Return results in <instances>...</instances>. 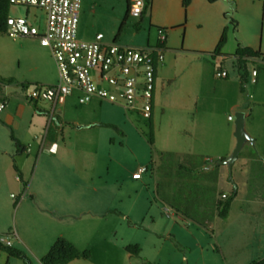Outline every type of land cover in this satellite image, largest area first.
<instances>
[{
    "label": "rangeland",
    "instance_id": "rangeland-1",
    "mask_svg": "<svg viewBox=\"0 0 264 264\" xmlns=\"http://www.w3.org/2000/svg\"><path fill=\"white\" fill-rule=\"evenodd\" d=\"M161 15L160 11H155V17L158 20ZM9 16L26 18L29 24L35 25L38 29L44 23L43 12L35 8L12 5ZM173 16L170 24L172 26L166 28L161 26L149 28L146 25V19L144 23V21L138 22L139 18L128 17L117 38L118 43L123 46L136 47L142 41L146 42L147 29H149V41L155 45L158 40L157 28H161L165 31L167 43L173 49H177L176 59L173 69L163 73L164 79L158 87L162 111L156 118L155 124H151L140 116L139 101L129 111L110 107L121 116H116L115 119H119L118 124H115L112 129H102L96 135V151L101 159L102 170V205L98 209L104 216L109 212L115 214V217L128 215L132 221L120 220L112 230V241L119 247L116 253L105 252V243L90 242L86 250L89 251L91 258L87 261L79 259L81 261L78 260V263L71 264H186L182 259L183 256L187 257L188 264H228L227 259L231 257L229 254L233 248H239L245 239V235L239 234L236 237L232 236L231 241L224 240L223 245L219 244L221 243L219 237L217 238L211 231V222L213 220L220 222L221 219L213 216L214 211L209 204L211 193L205 191L207 190L205 188L210 186V182L207 184L202 180L206 176L205 173H201L200 176L198 173L193 174L195 181H193L194 189L192 190L197 189V192H185L187 199L200 196L204 198H199L204 200L205 205L201 208L204 209V213L194 215L204 223V226L188 221L183 218L184 216L177 214L172 215L175 227L169 237L164 234L165 229L161 232L158 230V234H153L140 228L143 227L142 223L149 222L150 218L157 213L163 218H168L163 212L165 204L156 194L160 195L161 192L155 191L154 186L156 179L158 183L164 180L161 170L158 171L156 167L161 164L160 156L167 154L165 149L184 151L191 149V141L193 140L194 144L195 138L206 141L211 137L222 141L229 135L235 143L234 112L230 108L231 101L240 98L245 107L249 105L251 109L250 94L253 85L246 82L245 93L238 91L235 79L230 80L236 77V73L230 69V59H233L237 43L264 53V0H216L213 3L206 0H191L185 10L180 3L175 6L173 4ZM121 20L122 18L114 19L107 16L95 17L94 21L81 18L78 31L79 34L99 31L105 36V42H111L115 39ZM232 22L236 24V28L233 27ZM223 30H225L226 41L222 52L227 60L223 66L230 70L229 78L227 80L217 78L215 74L217 67L214 72H191L198 55L193 52H181L180 49L211 53ZM79 38L86 40L80 35ZM171 59H168L169 63ZM245 68L248 77L253 68L257 72L264 71V64L261 61L252 60L246 62ZM228 116L232 118L231 121H228ZM256 119L254 110L245 119V130L249 135L250 125ZM150 128H153L152 145L149 143ZM219 148L216 145L201 149L200 151L204 154L203 156L195 155L196 163L202 162L206 167L216 164L219 158H215V153ZM248 151L253 155L258 152L256 147L253 148L246 143L240 151V156ZM171 156L163 160L167 165L165 168L172 166L171 169H173L170 176L166 177L168 180L174 179L173 171L177 163L181 164L185 161L184 157L186 158V155L176 153ZM261 164L264 165V159L261 160ZM239 165V161H236L231 168L219 165L216 171L219 176L218 182L216 185L211 184L215 186L217 193L222 192L226 196L234 188L236 189L238 195L232 207V214L235 215L240 213L241 208L251 206L248 205L251 198H264V172L259 171L256 166L239 171ZM142 167L148 168L142 176L143 181L140 178L132 181L133 172L136 173ZM212 176L213 174L210 173L209 177ZM234 178L237 180L234 181ZM201 186L205 191L203 193L198 190ZM10 194L14 195L15 199H10ZM18 194L19 192L10 182L0 186V240L2 241L12 242L14 231L17 230L19 233L22 231V221L18 214L15 215L13 204H9V200L15 202ZM245 199L248 201L245 202ZM255 207H257L256 204ZM204 217L209 223L204 221ZM107 220L109 221V218ZM132 223H135V226ZM177 238L189 246V252L180 248ZM130 245L139 247L140 252L137 257H129L125 254L123 248ZM159 250L161 252H158ZM23 255L27 258L25 252ZM25 263L32 264L28 258ZM0 264H7L5 253H0Z\"/></svg>",
    "mask_w": 264,
    "mask_h": 264
},
{
    "label": "crops",
    "instance_id": "crops-1",
    "mask_svg": "<svg viewBox=\"0 0 264 264\" xmlns=\"http://www.w3.org/2000/svg\"><path fill=\"white\" fill-rule=\"evenodd\" d=\"M178 3L185 10L190 5L191 0H188L186 7L183 6V0H150L138 22L144 21L145 23L146 19V25L149 28L172 26L170 24L174 17L173 4L175 6ZM127 8V0H81L77 38L80 39V35L86 38L85 41H89L96 34H102L99 31L79 34L78 25L81 18H87L90 21H94L95 17L98 16L123 19ZM155 11L162 13L159 20L155 17ZM43 25L44 23L39 27V32L43 31ZM144 30H146L145 27ZM149 36L150 30L147 29L146 42L142 41L135 48L155 46L156 44L150 43ZM104 37L103 35V41ZM113 41L118 42V39ZM180 51L193 52L198 55L195 62L193 61L194 68L191 72H214L217 67V70L227 72V77L224 80L229 78L230 70L223 66L227 60L222 49L218 56H212L214 50L211 53L202 50L188 51V49H180ZM176 54L177 49H173L167 43L166 37L164 59L156 66L154 74L151 116L148 120L151 124H155L156 118L162 111L158 87L164 79L163 73L173 69ZM169 58H172L171 63L168 61ZM252 60H258L264 64L261 59H247L246 62ZM230 69L236 73V77H232L230 80L235 79L237 89L240 92L239 75L234 56L233 59H230ZM0 78L13 80L11 84L0 85V101L5 102V107L0 112V186L10 182L19 192L15 202H12L13 198L10 194L12 200H9V204H13L15 215L18 214L22 221V231L20 233L17 230L14 231L9 247L22 253L25 252L32 264H41V257L45 255L58 237L67 239L80 251L86 250L87 244L92 242L93 244L105 243V252L113 253L114 251L116 253L119 247L112 241V230L119 224L120 220L131 222L132 219L128 215L115 217V214L113 215L111 212L105 216L99 213L98 208L102 205V170L101 159L96 151V135L102 129H112L115 124H118L119 119L115 118L120 113L112 111L110 107L120 109L121 107L97 99L80 105L76 100L77 95L72 94L58 100L54 105L53 114L50 116L52 109L50 104H34L28 101L24 86L54 84L58 79L56 66L49 49L41 46L37 38L12 39L6 34H0ZM252 85L251 109H249V105L245 107L240 98L233 99L230 108L234 114L236 112L244 113L245 119L254 110L255 119H257L250 125L249 133L254 139L258 152L253 155L252 152L248 151L242 156L239 152L236 161L240 162L239 171L256 166L259 171L264 172V165L261 164V160L264 159V71L257 72L256 83ZM228 121L231 120L228 119ZM10 135L20 144L21 149L19 151L10 139ZM207 140L195 138L194 144L193 140L191 141V149L184 151L165 149V152L186 156H203L204 153L200 151L201 149L218 145L220 148L215 153V158L223 160L230 155L235 145L230 135L222 141L211 137ZM51 146H54L53 150L48 152L47 150ZM27 148H29V152L25 151ZM143 174L139 177L141 181H143ZM218 178L217 175L216 183ZM138 179L132 178V181ZM236 180L234 178V181ZM157 183L158 180L156 179L155 188ZM237 195L230 205L227 219H221L220 222L213 220L211 231L217 238L219 237V242L221 241L219 244L223 245L225 244L224 240L231 241L232 236L245 235V239L239 248L234 247L229 254L231 257L227 260L228 264H250L264 258V208L258 207H264V198H251L250 203H248L251 206L241 208L240 213L235 215L232 214V207ZM246 201L248 199H245ZM174 213V211L165 213L168 218H163L157 213L150 218L149 222L142 223L143 227L140 228L148 233L153 232V234L159 232L158 230L161 232L165 229L166 231L163 232L169 237L175 227V220L172 219V215L176 216L177 213ZM132 224L135 226V223ZM177 240L180 248L189 252V246L181 239L177 238ZM0 253L5 252L0 251ZM125 254L129 257L138 256H132L127 252ZM182 259L188 264L187 257L183 256ZM78 260L69 264L78 263ZM7 264L24 263L7 255Z\"/></svg>",
    "mask_w": 264,
    "mask_h": 264
},
{
    "label": "built area",
    "instance_id": "built-area-1",
    "mask_svg": "<svg viewBox=\"0 0 264 264\" xmlns=\"http://www.w3.org/2000/svg\"><path fill=\"white\" fill-rule=\"evenodd\" d=\"M81 0H8L9 4L35 8L43 12V31L29 24L26 18L8 16L5 34L12 39L37 38L40 45L49 49L54 60L58 79L54 84L24 86L26 99L34 104L49 103L50 116L56 102L76 94L78 104L84 105L97 99L129 111L140 102L139 114L149 120L152 108L154 74L164 59L165 31L157 28V43L153 47L123 46L117 41L105 42L102 34L92 40L77 38V23ZM128 17L138 19L146 0H127ZM217 78L227 77L225 70H216ZM256 69H251L247 82L255 84ZM5 102L0 101V112ZM232 120L231 117H228ZM54 146L47 151L51 152ZM29 152V148L25 150ZM145 172L140 168L133 174L137 179ZM11 198H15L11 195ZM168 214L171 209L163 208ZM0 243L6 247L9 241Z\"/></svg>",
    "mask_w": 264,
    "mask_h": 264
},
{
    "label": "trees",
    "instance_id": "trees-1",
    "mask_svg": "<svg viewBox=\"0 0 264 264\" xmlns=\"http://www.w3.org/2000/svg\"><path fill=\"white\" fill-rule=\"evenodd\" d=\"M150 0H146V5L149 4ZM209 3H213L216 0H207ZM188 4V0H183V6L186 7ZM11 5L9 4L8 0H0V34H5L6 31V20L9 16V10ZM128 18V8L127 11L121 20L120 26L118 28L117 34L115 36V39L119 37V34L126 23ZM233 27L236 28V24L233 23ZM226 41V35L225 30L220 35V38L217 42V45L212 52V56H218L221 53V49L224 46ZM233 56L235 57L236 61V68L238 70L239 75V82H240V92L242 94L245 93L244 86L247 82V72L245 68L246 60L247 59H261L264 61V53H261L257 50H253L250 47H244L240 44H237L236 49L234 51ZM13 83L12 79H1L0 78V85L1 84H11ZM10 139L14 142L16 148L18 151L21 149L20 144L14 139L12 135H10ZM149 143L152 145V128L149 130ZM172 154H162L159 158L160 165L157 167V170H161V175L164 177V180L157 183L156 191L160 190V195L157 193V196L160 197L161 201L167 205L171 210H173L175 213L180 214L184 216L185 218L193 221L194 223L204 226V223L200 222L197 218L194 217V215H199L200 213H204V209H201L202 206L205 205L204 200H200V197H196L195 199H187V196H185V192L192 193L193 187V181H195V178L193 177V174L198 173L200 176L201 173H205L206 175L204 178H202L203 181H205L207 184L210 182V186L206 187L205 191H208L211 193L210 196V206L213 208L214 214L213 216L218 217L219 219L225 220L228 216L230 205L236 196V189L234 188L232 192L225 196L221 193L216 192L215 186H211V184H215L217 181V169L219 165H216L215 163L211 165V167H206L203 165V163H196L195 156H186L184 157L185 161H183L181 164L177 163V166L175 167L173 171V177L174 179L168 180L166 177H169L170 172L173 170L171 169L172 166H168L165 168V162L163 161L164 158L172 157ZM195 161V162H193ZM212 168V169H209ZM167 169V170H166ZM148 170V168H145V171ZM210 173L213 174L212 177H209ZM19 175V174H18ZM208 176V177H207ZM19 177V176H18ZM20 179V177H19ZM192 186V187H191ZM196 188V187H195ZM199 188V187H198ZM200 192H205L203 187L201 186L198 189ZM197 192V191H196ZM187 195V194H186ZM204 199V198H201ZM199 209V210H198ZM203 215V214H202ZM204 221H208V219H205ZM125 252L129 253L132 256H137L139 253V247L137 245H130L123 248ZM0 251L5 252L8 257L15 258L18 260H21L24 264L25 261H27V258L23 255L22 252L6 247L0 243ZM90 253L87 250L80 251L78 250L71 242H69L67 239L63 237H58L53 244L50 246L48 251L43 255L40 259L41 264H69L70 262L78 259H89ZM250 264H264V258L253 261Z\"/></svg>",
    "mask_w": 264,
    "mask_h": 264
},
{
    "label": "water",
    "instance_id": "water-1",
    "mask_svg": "<svg viewBox=\"0 0 264 264\" xmlns=\"http://www.w3.org/2000/svg\"><path fill=\"white\" fill-rule=\"evenodd\" d=\"M233 136L235 145L230 155L223 160H218L216 165H226L228 168H231L244 144L249 143L251 147L255 148L254 139L245 130V115L242 112H236L234 114Z\"/></svg>",
    "mask_w": 264,
    "mask_h": 264
}]
</instances>
